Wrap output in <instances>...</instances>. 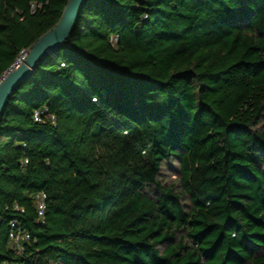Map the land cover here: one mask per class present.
<instances>
[{
	"label": "trees",
	"instance_id": "trees-1",
	"mask_svg": "<svg viewBox=\"0 0 264 264\" xmlns=\"http://www.w3.org/2000/svg\"><path fill=\"white\" fill-rule=\"evenodd\" d=\"M68 3L0 0V76ZM0 264H264V0H88L0 118Z\"/></svg>",
	"mask_w": 264,
	"mask_h": 264
},
{
	"label": "water",
	"instance_id": "water-1",
	"mask_svg": "<svg viewBox=\"0 0 264 264\" xmlns=\"http://www.w3.org/2000/svg\"><path fill=\"white\" fill-rule=\"evenodd\" d=\"M88 0H69L59 23L38 40L19 68L8 70L0 84V118L14 92L27 81L40 62L60 50L69 40L79 14Z\"/></svg>",
	"mask_w": 264,
	"mask_h": 264
},
{
	"label": "built area",
	"instance_id": "built-area-1",
	"mask_svg": "<svg viewBox=\"0 0 264 264\" xmlns=\"http://www.w3.org/2000/svg\"><path fill=\"white\" fill-rule=\"evenodd\" d=\"M28 54H29V51L23 52L21 54V56L19 57V59L16 61V63L12 66V68L13 69L19 68L20 65L23 64V62H21L22 59L25 61ZM7 72H5V74L0 76V84L3 82V80L7 76ZM52 119L54 120V118H52ZM35 121H37V123L41 121L39 113L35 114ZM45 200H46V195L44 193H40L36 196V207H37L38 214H39L40 218L44 217L45 209L47 207L45 204ZM12 226L15 227L16 223H13ZM10 239L12 241L13 247L17 250V252L19 254H22L24 252L23 243H28L32 240L29 233L23 232V231L12 232L10 234Z\"/></svg>",
	"mask_w": 264,
	"mask_h": 264
},
{
	"label": "rangeland",
	"instance_id": "rangeland-1",
	"mask_svg": "<svg viewBox=\"0 0 264 264\" xmlns=\"http://www.w3.org/2000/svg\"><path fill=\"white\" fill-rule=\"evenodd\" d=\"M176 178H177V176L175 175V176H173V177H172V178H170V179H171V180H172V179L174 180V179H176Z\"/></svg>",
	"mask_w": 264,
	"mask_h": 264
},
{
	"label": "bare ground",
	"instance_id": "bare-ground-1",
	"mask_svg": "<svg viewBox=\"0 0 264 264\" xmlns=\"http://www.w3.org/2000/svg\"><path fill=\"white\" fill-rule=\"evenodd\" d=\"M21 62H23L24 63V60L22 59V61Z\"/></svg>",
	"mask_w": 264,
	"mask_h": 264
}]
</instances>
